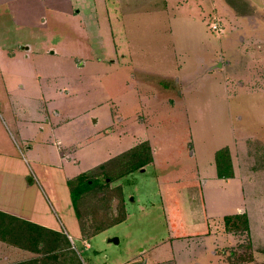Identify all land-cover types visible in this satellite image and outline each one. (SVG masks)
<instances>
[{"label": "crops", "instance_id": "1", "mask_svg": "<svg viewBox=\"0 0 264 264\" xmlns=\"http://www.w3.org/2000/svg\"><path fill=\"white\" fill-rule=\"evenodd\" d=\"M118 1L120 0H0V39L18 37L16 41L20 46L17 47L18 52L10 50L8 56L20 59L47 56L62 64H58L59 67L52 68L53 70L44 65L16 66L14 69L19 77L5 78V94L0 92V213L13 218L11 224L15 228L10 234L0 233V264L36 259L41 260L39 264H56L60 256L65 258L66 253L63 252L70 249V243L79 255L72 237L65 230H59L55 216L51 217L48 212L43 214L39 208L40 203L44 206V200L37 179L42 180L48 191L54 193L55 200H59L60 191L55 186L56 180L63 182L74 178L141 143L148 144L150 161L139 170L144 171L147 167L154 166L159 146L151 130L162 123L165 118L163 113L169 112L171 115L177 107L184 104V96L190 86L185 72L190 73V67L185 60L178 59L175 43L171 42V48L176 50L172 70L166 68L170 60L166 63L159 60L157 65H149L140 58L145 50L131 41L133 36H137L136 33L132 36L131 27L136 26L139 21L132 19V22H120L123 25L122 31L127 34L124 44H120L110 25L113 13L109 10L120 9L122 16H130V11L132 13L139 4H136V0H121V9L115 4H120ZM154 1L160 13L165 15L170 31H173L174 24L195 22L198 19L210 32L208 38H213L215 33L211 34L207 28L205 15L213 10L218 16H224L225 30L215 34V37L224 41L225 45H220L218 52L206 64V71L213 78L218 77L220 85L227 89L239 86L251 90L248 88L251 82L259 83L264 79V0ZM101 17L107 18L109 26L103 28ZM51 24L67 25L65 30L68 38L78 41L79 46L88 53L79 51L63 54L53 45L35 46L28 41L31 37H46L44 33L50 29ZM41 31L43 32L40 33ZM101 32L104 33V38ZM22 41L28 43L22 44ZM5 49L8 52L6 46ZM247 58H251L250 62ZM3 68L0 63V73ZM121 69L125 72L122 74L124 77L117 81L112 75ZM108 72L112 76L106 83L109 88L101 84L103 76ZM155 77H159V80ZM124 81L126 89L122 93V99H114L111 95L103 100L99 99L115 83L122 84ZM94 96L97 99H91ZM121 100L128 110L121 108ZM69 102H74V106L67 109L63 103ZM75 106L86 107L75 112ZM249 140L264 139L245 136L236 138L215 149L213 156L205 164L195 160L193 166L194 174L198 180L203 181V186L207 179L214 184L220 181L226 196L222 204L230 208L223 215L222 223L224 224L225 216L245 214L250 243L255 246L257 243L253 242L250 218L255 212L264 218V166L256 168L242 158ZM16 141L25 147V155L20 151L22 157L15 154L12 148L17 145ZM99 143L110 146L105 157L99 160L86 159L92 165L82 167L83 152L86 154L88 151H97ZM224 147L228 148L233 170V175L229 178L217 176L214 160L215 152ZM190 154L193 155L194 152ZM67 195L62 203L69 209L71 205L73 209ZM221 226H217L215 232L223 237V242H231L233 239L231 243H235L236 236L225 234L221 231ZM18 227L22 228L21 233ZM77 232L82 239L79 224ZM209 232L195 233L194 237ZM192 236L176 233L166 241H161L155 247H158L162 255L145 264H177L184 249L191 247L189 239ZM66 239L69 244L65 243ZM87 244L84 243V246L89 248L90 245ZM218 245H222V242L211 247L214 250L207 257L205 254L197 259L190 257L189 264H242L229 255L225 259L217 255L215 248ZM251 262L252 258L244 263Z\"/></svg>", "mask_w": 264, "mask_h": 264}, {"label": "rangeland", "instance_id": "2", "mask_svg": "<svg viewBox=\"0 0 264 264\" xmlns=\"http://www.w3.org/2000/svg\"><path fill=\"white\" fill-rule=\"evenodd\" d=\"M118 3L120 4L117 2L115 4L122 9V1ZM136 4L139 6L133 9L132 13L130 11V16L128 14L122 16L120 9L109 10L113 13L110 25L115 30L114 35L119 38L120 44L122 42L124 44L127 34L122 31L123 25L120 22L123 20L132 22V19L139 21L136 26L131 27L132 36L137 34L136 37L131 38V41L134 45H141L145 50L140 58L149 65H154L159 60L162 63L170 60V63L166 64L169 70L173 69L176 55V50L171 48V42L175 43L179 53L178 59L185 60L186 65L190 67V73L185 72L190 81L189 90L184 96V104L177 107L171 115L169 112L163 113L165 118L162 123L158 128L151 130L159 146L155 165L147 167L144 171L137 169L131 175L126 174L127 176L120 177L117 175L122 161L121 158H117L119 156L111 162L109 167L102 169L95 167V174L91 180L92 178L96 180L97 185L82 195L79 200L80 219L75 216L71 205L69 209L62 203V200L66 199L65 195L68 194L67 197L69 196L70 199L67 180L63 182L56 180L55 186L60 191V199L55 200L54 193L49 192L43 181L37 179L38 188L41 189L44 200V206L40 203L39 208L43 214L48 212L51 217L55 216L59 230H65L72 237L73 244L80 255L79 257L72 249L70 243V249L63 252L66 253L65 258L62 259L60 256L56 264L150 263L151 259L162 255L155 246L176 233L193 235L189 239L191 247L184 249L177 264H189L190 257L197 259L203 254L207 257L214 250L210 248L221 242L222 245H218L215 250L217 255L224 259L229 255L237 263L245 264V261L252 258L253 262L250 264H264V218L257 212L251 214L253 242L257 243L255 246L251 245L248 232L239 228L227 229L222 223V217L230 211V208L222 204L226 196L220 181L214 184L207 179L203 186V181L196 178L193 166L195 160L205 164L207 159L213 156L215 149L236 138L245 136L264 139V86H262L264 79L259 83L251 82L248 85L251 90L239 86L227 89L219 84L221 80L218 77L213 78L206 71L207 62L215 52H218L220 45H225L224 41H219L215 37V34L225 30L224 16H218L213 10L205 15L207 28L212 32L211 34L215 33L213 38H208L210 32L198 19L195 22L174 24L173 31H170L165 15L157 9L158 5L154 0H136ZM101 14L103 15V12ZM101 18L103 28L109 26L107 18ZM212 21L219 24L220 31H213L210 28ZM49 27L50 29L44 33L46 37L42 38V35L31 37L28 41L35 46L53 45L63 54L79 51L88 53L79 46L78 41L68 38V32L65 30L68 28L67 25L51 24ZM101 34L104 38V33L101 32ZM17 38L0 39V63L4 67L0 73L2 94H5V78L19 77L14 69L16 66L44 65L53 70L52 68L62 65L56 59L47 56H32L28 59L10 58L7 54L10 50L12 52L19 50ZM5 46L9 49L8 52ZM250 60L251 58H247L248 62ZM123 73L125 72L121 69L112 76L118 81V78L123 79ZM110 75L111 73L108 72L101 80V84L108 88L110 86L106 83L110 81L112 77ZM155 79L159 80V77ZM160 81L164 80L160 79ZM125 89V81L122 84L115 83L114 87L99 99L103 100L110 95L114 99H122ZM91 99H97V96ZM121 101V108L124 111L128 110L124 101ZM63 105L68 109L69 106H74V102L63 103ZM84 107L75 106V112ZM16 144L12 147L15 154L21 156L20 151H22L25 155V147L17 141ZM109 147L107 143H99L97 151H88L86 154L84 151L82 167L92 165V162L87 161L89 159L99 160L105 157ZM191 152L194 154L191 155ZM242 158L256 168L264 166V140L247 141ZM122 217L125 219L107 227V224ZM79 220L83 225L82 239L77 232ZM217 226H221V231L225 234L231 233L236 236L235 243H231L233 239L231 242H223V237L215 232ZM101 227L106 229L91 236V233ZM201 232H209V234L202 233L201 236L194 237L195 233ZM111 238H116L117 242L110 241ZM84 243H88L90 247L86 248Z\"/></svg>", "mask_w": 264, "mask_h": 264}, {"label": "trees", "instance_id": "3", "mask_svg": "<svg viewBox=\"0 0 264 264\" xmlns=\"http://www.w3.org/2000/svg\"><path fill=\"white\" fill-rule=\"evenodd\" d=\"M121 158V167L118 172V176H124L128 173H131L137 169L142 168L146 163L150 161V151L147 143H141L139 146L119 155ZM112 159L111 161L101 164L97 166L96 168H106L111 165V162H114L116 159ZM214 160H215V165H216V171H217V176L221 178H229L233 175V170H232V164H231V158L230 154L228 151L227 147L218 149L215 152L214 155ZM94 169L83 172L74 178L68 179L67 184L69 187V192H70V199H71V204L75 213V216L80 219V212H79V200L81 199L82 195L90 191V189L97 185L96 180H91V177L94 175ZM7 219H6V218ZM11 217L5 215L4 213H0V233L3 234H10L12 231H14V227L11 224ZM114 222H110L107 224L108 226H111L113 224H116L118 222H121L125 218H116ZM8 220V221H7ZM80 224V220H79ZM224 224L227 227V229H241L242 231L248 232L249 226H248V219L245 214H235V215H228L224 217ZM106 227V226H105ZM106 227V228H107ZM96 228V227H95ZM106 228H97V230L93 233L92 235H95L96 233L100 232L101 230H104ZM80 229L81 232L83 231V225L80 224ZM22 230L21 227H18L19 233ZM237 231V230H236ZM37 243V240H36ZM65 243H68V240H65ZM38 251H44V249H38ZM56 257V256H54ZM41 260H31V261H26V262H19V263H14V264H39Z\"/></svg>", "mask_w": 264, "mask_h": 264}, {"label": "built area", "instance_id": "4", "mask_svg": "<svg viewBox=\"0 0 264 264\" xmlns=\"http://www.w3.org/2000/svg\"><path fill=\"white\" fill-rule=\"evenodd\" d=\"M210 28L213 30V31H218L219 29H220V27H219V24L217 23V22H215V21H212L211 23H210ZM220 31V30H219Z\"/></svg>", "mask_w": 264, "mask_h": 264}, {"label": "water", "instance_id": "5", "mask_svg": "<svg viewBox=\"0 0 264 264\" xmlns=\"http://www.w3.org/2000/svg\"><path fill=\"white\" fill-rule=\"evenodd\" d=\"M110 241L117 242V239L116 238H111Z\"/></svg>", "mask_w": 264, "mask_h": 264}]
</instances>
